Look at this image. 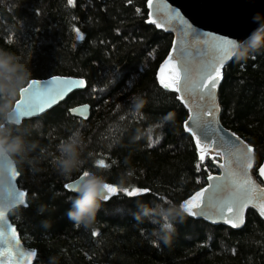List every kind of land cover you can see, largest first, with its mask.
<instances>
[{
    "label": "trees",
    "instance_id": "trees-1",
    "mask_svg": "<svg viewBox=\"0 0 264 264\" xmlns=\"http://www.w3.org/2000/svg\"><path fill=\"white\" fill-rule=\"evenodd\" d=\"M148 13V0H0V49L27 62L32 74L24 87L56 76L86 82L84 91L24 121L40 125L38 147L30 154L33 163L17 166L29 204L10 219L24 244L37 250L34 264H264V221L253 210L239 230L186 213L170 245L153 235V224L131 215L141 201L181 206L207 186L208 174L219 172L217 164L201 163L184 128L187 110L159 83L173 37ZM219 99L222 123L254 149L253 173L264 184L258 172L264 165V52L246 62L234 58L224 68ZM85 103L91 105L88 121L69 114ZM76 132L84 138L86 159L64 176L53 163L57 145ZM82 170L118 188H150L151 195H111L96 222L84 227L68 218L76 195L64 187Z\"/></svg>",
    "mask_w": 264,
    "mask_h": 264
},
{
    "label": "snow or ice",
    "instance_id": "snow-or-ice-1",
    "mask_svg": "<svg viewBox=\"0 0 264 264\" xmlns=\"http://www.w3.org/2000/svg\"><path fill=\"white\" fill-rule=\"evenodd\" d=\"M148 7L153 9V0H148ZM155 12L158 19L150 22L157 28L168 25L180 37V47L177 49L174 46L173 51L177 52L175 59L179 61L183 70L181 79L180 69L176 68L170 56L165 64L172 66L176 73L175 77L170 82L161 77L160 83L164 89L177 93L176 99L188 110L189 115L184 121V128L196 138L197 147H200L203 140L226 158L223 164L217 165L222 170L221 175L208 174L207 186L185 200L181 207L192 217L219 219L231 224L233 228L243 224L244 210L249 205L258 207L260 215L264 216V189L256 185L247 173V169L252 167L253 148L244 144L235 133L230 135L226 133L216 119L219 109L215 89L220 78V69L233 56L237 40L198 32L177 9L167 3L158 2L155 5ZM148 15L151 17L153 12L149 11ZM243 34L242 31L241 36ZM111 72L119 76L118 68L113 67ZM84 83L83 80L65 77H53L45 82L33 79L26 87L20 89L16 108L22 117L43 114L74 88L81 87ZM200 159L203 160L204 156L201 155ZM97 163L106 167L102 160ZM199 167L198 165L197 169ZM258 167L260 176H264V165ZM19 175L20 173L13 168L14 183L11 185L8 198L17 197L18 203H23L25 193L20 191L15 183ZM88 175L89 171L82 170L80 179ZM78 183L77 181L76 184H65L64 187L75 191L78 190ZM104 190L108 193L104 196L105 200L121 192L128 197L151 195V189L147 187L118 188L114 184L106 183ZM0 245H3L0 247V256L8 258L9 264L13 256L15 264H26L34 255L32 252L22 250L16 229L7 222L6 212H0ZM0 264H4V261H0Z\"/></svg>",
    "mask_w": 264,
    "mask_h": 264
},
{
    "label": "clouds",
    "instance_id": "clouds-1",
    "mask_svg": "<svg viewBox=\"0 0 264 264\" xmlns=\"http://www.w3.org/2000/svg\"><path fill=\"white\" fill-rule=\"evenodd\" d=\"M252 19L257 27L237 42L233 50L237 62H246L253 55L264 52V17L257 13ZM31 74L27 62L21 61L13 52L0 49V212L7 213L17 207L18 198H8L14 183L13 168L17 170L18 165L33 163L30 154L38 147L34 134L39 133L40 125L25 124L16 108V98ZM84 148V138L79 132L63 140L57 145L58 155L53 162L56 170L64 176L78 171L86 159ZM106 183L104 176L90 173L72 200L68 218L76 224L91 227L104 202ZM165 203L168 207L161 212L159 209ZM153 204L154 201L138 202L131 215L138 223L153 224V235L163 244L170 245L176 225L183 222L186 212L172 202L160 201L155 207L151 206Z\"/></svg>",
    "mask_w": 264,
    "mask_h": 264
},
{
    "label": "water",
    "instance_id": "water-1",
    "mask_svg": "<svg viewBox=\"0 0 264 264\" xmlns=\"http://www.w3.org/2000/svg\"><path fill=\"white\" fill-rule=\"evenodd\" d=\"M158 2L167 3L172 8L177 9L180 14L184 17L185 20L188 21V23L192 24L193 28H195L198 32L201 33H212L214 35L219 36H226L229 39H236L237 42L244 40L253 29L257 27L256 23L253 22V16L257 13L261 14L262 17H264V0H153V9H149V11L153 12V15L149 17L150 21L154 19H158V14L155 12V5ZM162 24L163 22L160 21ZM154 25V24H153ZM155 26V25H154ZM165 32L166 34H169L173 37V46L171 49V52L168 56H171L173 58V61L176 65L177 69H180L181 79L183 78V70L180 66L179 61H177L175 58L177 56V52L173 51V47L175 46L177 49L180 47V37L176 31H173L168 25H164L160 28H158ZM167 29V30H166ZM244 32V34L241 36V32ZM234 60V56H232L228 61H226L225 65L220 69V78L217 81V87L215 89V96H216V103L218 105V112L216 113V119L217 123L220 127H222L226 133L229 135L232 133H235L237 137L241 139V141L244 142V144L249 145L244 138L239 135L238 133L234 132L232 129L226 127L222 121H221V105H220V99H219V92L220 87L223 81V70L226 66H228L232 61ZM56 77H65V78H72L77 80H85L83 78H77V77H67V76H56ZM53 78V77H52ZM52 78L46 79V80H39L41 82L50 81ZM86 89V82L78 88H74L70 93H68L63 99L59 100L57 104L53 105L51 108L47 109L45 113L40 115H34L31 117H23L24 121H30L35 120L43 115L47 114L54 108L60 106L64 102H66L72 95L75 93L84 91ZM178 95V94H177ZM72 109H75V111H71ZM186 109V108H185ZM187 110V109H186ZM188 112V110H187ZM69 114L82 121H88L91 117V105L88 103L81 104L75 107H72L69 109ZM189 115V113H188ZM190 123V122H189ZM194 140L196 144V138L191 135L190 132L186 131ZM197 146V144H196ZM198 150H202L205 152H212L213 154L219 156L218 158L221 160V162L216 163L217 165L223 164L225 162V157L222 154H218L215 149H213L211 146L207 145L206 142L202 140L200 147H197ZM251 160H252V167L250 169H247L248 175L251 177L253 181H255V184L258 185L260 188L264 189V185L261 184L257 178L255 177L253 171L256 166V159H255V151L253 149V153L251 154ZM219 168V167H218ZM17 171L19 172L18 168ZM222 170L219 168L218 174H212L214 176L221 175ZM20 173V172H19ZM86 178V177H85ZM84 178V179H85ZM84 179L77 178L75 180H72L68 182L67 184H76L78 181V188L83 183ZM19 180L20 175L16 177L15 183L17 188L25 193V196L23 198V203H18L17 207L13 209L12 211H9L6 213L7 222L16 229L17 235L20 240V246L22 250L25 252H32L34 255H32L29 260L26 262V264H34L37 258V250L35 248L28 247L24 244L22 241L19 231L17 227L13 224V222L10 219V214L20 208H27V197L28 194L25 190L21 189L19 187ZM65 191L69 194L77 195V190L73 191L70 189L65 188ZM108 195L107 192L104 190V196ZM107 200L104 199V202ZM103 202V203H104ZM255 211L260 218L264 221V216L260 215V210L258 207H253L252 205H249L247 209L244 210L243 214V224L240 226L234 228L236 230L242 229L246 222V216L249 211ZM192 219L200 220L203 222H206L207 224L213 225V226H231V224L225 223L219 219H213V220H207L203 217H192ZM233 228V227H232ZM0 247H3V245H0ZM0 261H4V264H9V260L6 257L0 256ZM10 264H15V257H11Z\"/></svg>",
    "mask_w": 264,
    "mask_h": 264
},
{
    "label": "rangeland",
    "instance_id": "rangeland-1",
    "mask_svg": "<svg viewBox=\"0 0 264 264\" xmlns=\"http://www.w3.org/2000/svg\"><path fill=\"white\" fill-rule=\"evenodd\" d=\"M168 60V59H167ZM166 60V61H167ZM175 71L173 70L172 66L171 65H167L164 63L162 65V67L160 68L159 70V73H158V80H159V83H160V80H161V77H163L166 81L170 82L174 77H175ZM161 85V83H160ZM162 86V85H161ZM170 90V89H168ZM173 91V90H172ZM198 154H199V157H201V155L204 156V159L201 160V163H205L207 161H211V163L215 164L218 163V162H221L220 159H218L219 156L213 154L212 152H205V151H202V150H198ZM218 159V160H217ZM259 172V170H258ZM209 173V172H208ZM210 174H213V173H210ZM260 175V174H259ZM256 177V176H255ZM263 179L264 181V176H259ZM257 178V177H256ZM258 180V178H257ZM259 181V180H258ZM261 183V182H260ZM264 185V184H263ZM28 203V202H27ZM29 204V203H28Z\"/></svg>",
    "mask_w": 264,
    "mask_h": 264
},
{
    "label": "bare ground",
    "instance_id": "bare-ground-1",
    "mask_svg": "<svg viewBox=\"0 0 264 264\" xmlns=\"http://www.w3.org/2000/svg\"><path fill=\"white\" fill-rule=\"evenodd\" d=\"M219 159V158H218Z\"/></svg>",
    "mask_w": 264,
    "mask_h": 264
}]
</instances>
